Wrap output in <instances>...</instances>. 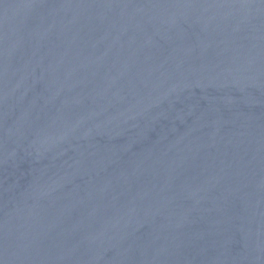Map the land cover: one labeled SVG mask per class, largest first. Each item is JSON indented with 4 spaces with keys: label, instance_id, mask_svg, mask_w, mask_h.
<instances>
[{
    "label": "water",
    "instance_id": "obj_1",
    "mask_svg": "<svg viewBox=\"0 0 264 264\" xmlns=\"http://www.w3.org/2000/svg\"><path fill=\"white\" fill-rule=\"evenodd\" d=\"M0 264H264V0H0Z\"/></svg>",
    "mask_w": 264,
    "mask_h": 264
}]
</instances>
